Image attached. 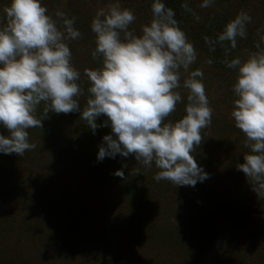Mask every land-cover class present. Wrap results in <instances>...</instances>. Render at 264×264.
<instances>
[{
	"label": "rangeland",
	"instance_id": "rangeland-1",
	"mask_svg": "<svg viewBox=\"0 0 264 264\" xmlns=\"http://www.w3.org/2000/svg\"><path fill=\"white\" fill-rule=\"evenodd\" d=\"M167 1L197 53L190 70L203 72L213 110L211 124L201 130V145L192 153L209 178L194 187L157 182L153 176L159 170L144 167L132 155L105 157L106 164L92 170L85 161L90 145L82 144L92 134L98 151L110 127H98L94 135L79 111L49 112L41 128L28 129L34 149L21 157L0 154V264H264V199L236 167L248 149L230 115L236 70L224 63L246 59L257 44L264 47V0H214L207 8L199 6L202 0ZM8 2L0 0V12ZM112 2L42 0L54 19L56 11L76 18L81 37L68 46L81 72V109L89 87L83 70L101 66L100 58L91 56L95 44L89 25L96 11ZM120 3L136 16L130 27L137 32L150 21L152 0ZM241 11L251 17L246 37H238L227 56V42L210 51L204 37L215 40ZM181 95L165 122L186 114V90ZM106 119L102 115L96 123ZM0 134L8 133L0 127ZM117 170L124 172L123 179L114 175ZM40 206L46 210L40 212Z\"/></svg>",
	"mask_w": 264,
	"mask_h": 264
},
{
	"label": "clouds",
	"instance_id": "clouds-1",
	"mask_svg": "<svg viewBox=\"0 0 264 264\" xmlns=\"http://www.w3.org/2000/svg\"><path fill=\"white\" fill-rule=\"evenodd\" d=\"M213 2L202 0L199 6L207 8ZM150 7L151 19L139 32L130 27L136 16L120 0L96 11L89 25L95 44L91 56L99 57L101 66L83 70L89 87L81 109V72L73 66L68 46L81 37L74 27L76 18L56 11L54 19L42 0H9L0 12V127L8 133L0 134V154L21 157L34 149L28 129L41 128L49 112L79 111L93 134L98 127L111 129L98 145L97 162L132 155L144 167L159 170L155 181L167 180L176 187H194L208 179L192 155L213 112L203 72L190 70L197 53L163 0H152ZM182 7L188 10L187 4ZM250 22L251 17L241 11L215 40L204 37L210 51L227 42V56L229 48H236L237 38L246 37ZM255 47L246 59L237 56L224 63L236 70L230 115L248 149L236 167L256 196L264 199V47ZM181 90H186V114L165 122L182 101ZM102 115L107 119L98 125ZM114 175L123 179L124 172Z\"/></svg>",
	"mask_w": 264,
	"mask_h": 264
},
{
	"label": "trees",
	"instance_id": "trees-1",
	"mask_svg": "<svg viewBox=\"0 0 264 264\" xmlns=\"http://www.w3.org/2000/svg\"><path fill=\"white\" fill-rule=\"evenodd\" d=\"M168 5V1L166 0V4L165 6ZM99 118V117H98ZM95 135V134H94ZM86 136H89L85 142H83V146L84 145H90V148H89V151H87V154L85 155V161H86V166L90 167L92 170H98L100 169L103 165L106 164V158L103 159V161L101 162H97L96 160V152L97 150L94 148L95 145L92 146V144L96 143V138L91 134V135H86ZM97 144V143H96ZM89 168V169H90ZM105 170V168H104ZM103 170V171H104ZM43 184H40V183H37L35 184V186H42ZM46 210V207L44 208V206H40V212L41 211H45ZM199 222V221H198ZM197 231H198V228H197ZM222 264H241L240 262H233V261H230V260H226L225 262H223ZM243 264H247V263H243Z\"/></svg>",
	"mask_w": 264,
	"mask_h": 264
}]
</instances>
